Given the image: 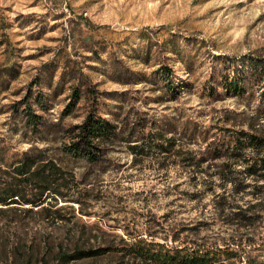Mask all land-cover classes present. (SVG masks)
Returning <instances> with one entry per match:
<instances>
[{"label": "rangeland", "instance_id": "1", "mask_svg": "<svg viewBox=\"0 0 264 264\" xmlns=\"http://www.w3.org/2000/svg\"><path fill=\"white\" fill-rule=\"evenodd\" d=\"M256 57L264 58V0H0V146L48 148L88 194L84 214L74 204V213L63 209L55 224L17 211L18 224L7 229L0 216L1 264L5 251L18 258L34 249L38 258L45 248L74 245L112 250L70 264H135L120 236L174 244L172 234L191 238L200 226L198 236L212 239L220 221L198 225L209 219L199 218L195 202L164 190L178 178L176 168L159 179L155 165L130 162L123 141L98 165L69 160L60 153L62 130L79 123L96 98L98 114L123 134L133 126L136 134L145 118L179 146L202 150L204 129L222 137L255 124L264 133ZM39 92L47 108L37 107L46 126L38 135L51 137L22 139L21 115L10 106ZM187 120L198 127L195 135L185 129ZM222 161L202 163L211 169ZM34 236L81 244H30ZM104 240L112 244H97Z\"/></svg>", "mask_w": 264, "mask_h": 264}, {"label": "trees", "instance_id": "2", "mask_svg": "<svg viewBox=\"0 0 264 264\" xmlns=\"http://www.w3.org/2000/svg\"><path fill=\"white\" fill-rule=\"evenodd\" d=\"M251 63L255 70L259 69L263 83L261 95L264 96V58H251ZM45 100L46 95L39 92L34 100L24 98L11 104L14 115H21L22 139L36 137L46 128L37 112L38 106L47 108ZM72 104L63 113L70 111ZM96 104V98H93L85 117L62 130V156L98 165L106 159L110 148L123 141L131 156L130 162L155 165L159 179L162 176L170 178L176 168L174 172L178 178L167 181L164 190L175 195L174 199L187 198L195 202L199 218L209 219L199 220L198 225L220 221L219 225L223 227L207 240L205 236H198L201 227L194 226L197 231L192 232L191 238L172 234L169 240L174 244L146 240L139 233L129 238L120 236L130 254L138 259L135 264H264V133H259L255 124H247V128L233 130L222 137L210 134L208 129L199 131L205 142L199 150L179 146L174 136L152 130V122L148 123L145 118L138 120L136 134H133L134 126L128 127L123 134L121 128L98 114ZM185 129L191 135L198 132V127L189 120L185 122ZM42 136L48 135L39 134L37 138ZM206 158H223V161L207 169L202 163ZM86 195L87 190H82L75 175L64 169L48 148L13 150L0 146V216L7 217L3 227L9 229L12 222L18 224L17 211L34 213L53 224L63 219V209L69 208L74 213V204L84 214L82 201ZM17 227L19 225L14 228ZM14 239L17 243L24 241L21 236ZM90 239L91 236L88 241ZM95 240L98 241V237L95 236ZM4 241L0 234V244ZM30 244L81 243L79 240L55 241L49 236H34ZM97 244L112 243L104 240ZM45 250L38 258L34 249L18 258L5 251L2 261L3 264H70L102 256L112 249L110 246L74 245Z\"/></svg>", "mask_w": 264, "mask_h": 264}]
</instances>
